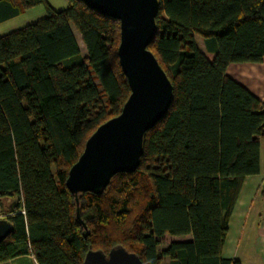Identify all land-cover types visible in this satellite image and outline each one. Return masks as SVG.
I'll list each match as a JSON object with an SVG mask.
<instances>
[{
	"label": "trees",
	"instance_id": "16d2710c",
	"mask_svg": "<svg viewBox=\"0 0 264 264\" xmlns=\"http://www.w3.org/2000/svg\"><path fill=\"white\" fill-rule=\"evenodd\" d=\"M67 3L56 11L47 0H0V24L46 11L0 37V209L14 227L0 242V264L27 254L38 264H83L88 252L115 247L144 264H240L222 252L243 183L260 173L264 103L227 70L264 62V0H160L148 50L173 101L146 133L137 171L80 196L87 238L66 181L131 89L118 57L120 22ZM166 236L176 240L160 253Z\"/></svg>",
	"mask_w": 264,
	"mask_h": 264
},
{
	"label": "water",
	"instance_id": "95a60500",
	"mask_svg": "<svg viewBox=\"0 0 264 264\" xmlns=\"http://www.w3.org/2000/svg\"><path fill=\"white\" fill-rule=\"evenodd\" d=\"M87 7L120 22L118 57L131 94L121 114L101 125L69 171L68 191L76 202V219L88 237L81 217L80 196L102 194L120 173H135L141 164L146 133L167 115L174 87L155 55L148 50L156 32L160 0H81ZM0 209V242L13 232ZM83 264H144L123 247L88 252Z\"/></svg>",
	"mask_w": 264,
	"mask_h": 264
},
{
	"label": "crops",
	"instance_id": "0c3cea01",
	"mask_svg": "<svg viewBox=\"0 0 264 264\" xmlns=\"http://www.w3.org/2000/svg\"><path fill=\"white\" fill-rule=\"evenodd\" d=\"M56 11L68 7L67 0H47ZM53 1V2H52ZM59 6H55L53 3ZM46 17L42 6L0 24V37L37 23ZM201 50V49H200ZM228 76L264 103V62L231 64ZM264 136L261 138L260 173L245 179L229 222L222 257L240 264H264ZM5 264H38L31 254Z\"/></svg>",
	"mask_w": 264,
	"mask_h": 264
},
{
	"label": "rangeland",
	"instance_id": "374dc122",
	"mask_svg": "<svg viewBox=\"0 0 264 264\" xmlns=\"http://www.w3.org/2000/svg\"><path fill=\"white\" fill-rule=\"evenodd\" d=\"M53 2V1H52ZM55 6H59L57 3H53ZM74 34L76 35V38H77V41L80 45V48H81V53L83 56H87V50H86V47L84 45V43L82 42V39H81V36L80 34L74 29ZM195 39H196V43H197V46L199 49H201L202 51H205V47H204V41L201 37L199 36H195ZM89 232V230H88ZM176 240L175 238H172L170 236H166L163 238V241L165 243V245H162L159 247V252L162 253V251L165 249L166 247V244H169L170 242ZM167 261L168 260H164V263L163 264H167Z\"/></svg>",
	"mask_w": 264,
	"mask_h": 264
}]
</instances>
